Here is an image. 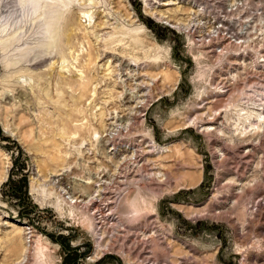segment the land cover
<instances>
[{"label":"rangeland","instance_id":"obj_1","mask_svg":"<svg viewBox=\"0 0 264 264\" xmlns=\"http://www.w3.org/2000/svg\"><path fill=\"white\" fill-rule=\"evenodd\" d=\"M18 1L0 0V264H264V0H53L49 48Z\"/></svg>","mask_w":264,"mask_h":264},{"label":"bare ground","instance_id":"obj_2","mask_svg":"<svg viewBox=\"0 0 264 264\" xmlns=\"http://www.w3.org/2000/svg\"><path fill=\"white\" fill-rule=\"evenodd\" d=\"M19 2V4L22 6V7H28L29 9H30V12L32 13V14H37L38 13V15L40 14V16H46V21H47V35H46V38H47V48H49V47H51L53 44H54V42H53V37H52V31L53 30H55V25H54V22L51 20V13H52V11H53V7H54V3H53V0H19L18 1ZM46 14V15H45ZM45 19V18H44ZM69 24H70V22H69ZM77 35H75V34H69L68 35V38L67 39H65L66 40V45H70V43H71V38H74V37H76ZM5 40L4 41H0V49L1 50H4V51H6L5 49H6V47L7 46H5ZM8 48V47H7ZM47 51V50H46ZM51 55V54H50ZM88 56V55H87ZM95 56V55H94ZM99 56V55H98ZM97 56V57H98ZM28 58V57H27ZM48 58V55L47 54H44L39 60H37L36 62H35V60L36 59H34V58H30L29 59V61H34V63L32 64V66H39V65H42L43 63H45L46 62V59ZM89 58V57H88ZM96 58H94V60H95ZM89 60V59H88ZM26 61H27V59H26ZM92 61H93V59H92ZM89 62H90V60L88 61V64H89ZM131 64V63H130ZM4 65H6V64H4ZM9 66H11L12 67V64H8V65H6V66H4V68H9ZM88 66V65H87ZM87 66L85 67V68H87ZM88 70L90 69L91 70V68L90 67H88L87 68ZM84 71H85V69H84ZM37 73V72H36ZM88 73H89V71H88ZM87 73V74H88ZM89 75V74H88ZM89 78V77H88ZM92 79V78H91ZM90 79V80H91ZM88 80V79H87ZM90 80H88V81H84L83 83L84 84H80L79 85V87H78V89L77 90H79V96L76 98V100L74 99V101H75V104H76V106L77 105H80V103L82 102V103H84L87 99H89V95H88V93L90 92V90H89V92L87 91V89H88V86L90 85ZM38 82H41L40 81V79H39V81ZM45 84H46V82H45ZM68 84L71 86L72 85V83H69L68 82ZM44 85V82L43 83H41V84H39V85H35V87H36V89H33V91L35 92V95L36 96H38L39 95V97H41V94H40V92H41V90L42 89H44L42 86ZM56 85V84H55ZM58 86V87H57ZM56 86V88H59V89H62V86L61 85H57ZM47 87L49 88V85H47ZM31 88H33V85H32V87ZM42 88V89H41ZM39 89H40V92H39ZM50 89V88H49ZM49 89H45V91L47 90V92H48V90ZM44 93V92H43ZM42 93V94H43ZM49 93V92H48ZM18 94H20V96H22V95H26V93L24 92V91H22V89H19L18 90ZM64 94H65V91L62 89V96H59V97H61L62 99H64L65 98V96H64ZM51 94L49 93V94H47L46 93V96H49V97H52V96H50ZM46 96H45V98H44V100L46 101V103H48V104H50L51 102L48 100V98H46ZM64 96V97H63ZM59 97H57L58 99H59ZM43 99V98H42ZM51 100H52V98H50ZM43 100V101H44ZM60 100V99H59ZM58 100V101H59ZM56 101H57V99H56ZM61 101V100H60ZM55 105V104H54ZM74 105V104H73ZM56 107V106H55ZM57 108V111L58 112H62L63 111V109H60V108H58V107H56ZM56 108H55V110H56ZM72 111V110H71ZM75 111V110H74ZM74 111H72L73 113H70V114H68V116H70V118L73 120L74 118H76L77 117V113L75 114V112ZM70 112V111H69ZM66 115H67V113L66 112H64ZM63 114V113H62ZM59 115H61V114H59ZM62 118V117H61ZM68 121V120H67ZM67 121H66V123H67ZM69 121H71L70 119H69ZM68 121V122H69ZM58 122H60L59 120H58ZM65 123V124H66ZM67 126H69V125H67ZM67 128V127H66ZM67 130V129H66ZM53 132V131H52ZM64 134V133H63ZM49 147V146H48ZM88 180V179H87Z\"/></svg>","mask_w":264,"mask_h":264}]
</instances>
